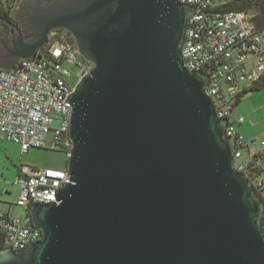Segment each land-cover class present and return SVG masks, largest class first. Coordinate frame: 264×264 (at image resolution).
<instances>
[{"label": "water", "instance_id": "95a60500", "mask_svg": "<svg viewBox=\"0 0 264 264\" xmlns=\"http://www.w3.org/2000/svg\"><path fill=\"white\" fill-rule=\"evenodd\" d=\"M27 33L3 58L40 60L55 30L92 72L66 99L70 183L30 210L43 239L0 264H264V201L234 167L228 120L181 46L177 0H18Z\"/></svg>", "mask_w": 264, "mask_h": 264}, {"label": "built area", "instance_id": "2783aa9c", "mask_svg": "<svg viewBox=\"0 0 264 264\" xmlns=\"http://www.w3.org/2000/svg\"><path fill=\"white\" fill-rule=\"evenodd\" d=\"M177 1L197 10L187 19L185 40L180 48L184 67L189 73L204 72L209 77L205 93L213 101L217 117L229 121L226 136L236 142L234 167L249 178L244 154L248 144L236 132V125L245 123V119L234 122L231 111L234 97L264 73V33L258 32L254 16L246 13L210 18L205 11L217 0ZM68 36L65 30L53 34L42 48L44 52H38L40 60L21 59L12 69L0 68V135L21 146L25 153L50 144L52 148L62 149L69 161L73 148L72 108L65 102L74 92L72 81L77 85L92 72L94 65L82 57L74 37ZM69 181L67 168L20 170L16 206L25 213L12 215L0 211V243L4 250L24 254L43 239L30 210L36 204L56 203L55 195ZM250 183L262 199L259 193L264 189V180H250Z\"/></svg>", "mask_w": 264, "mask_h": 264}, {"label": "rangeland", "instance_id": "374dc122", "mask_svg": "<svg viewBox=\"0 0 264 264\" xmlns=\"http://www.w3.org/2000/svg\"><path fill=\"white\" fill-rule=\"evenodd\" d=\"M12 18L15 19L13 15ZM17 21V25H23L20 19H17ZM3 32V25L0 24V41L5 40L4 42L6 43L9 37H4L2 39ZM6 34L7 33H5V35ZM6 45V48L10 47L8 43H6ZM6 48L4 44L0 43V57L6 56ZM9 65V63H4L3 67L8 68ZM70 69L75 71L74 68ZM72 84L76 86V81H72ZM240 117L245 119V123L241 126H236V128L240 131L246 143L249 144L250 149L244 150L246 158L248 151L252 155L258 153L260 150L264 152V89L244 96L242 102L235 108L233 119L236 120ZM67 164L68 160L66 154L53 149L50 144H48L46 148H32L29 152L25 153L21 146L11 143L3 137L0 139V192L3 187L5 188L9 185L13 191V195L8 199H3L0 195L1 203L5 200L4 202L6 203L16 205L19 190L18 186L14 184L17 180V173L20 172V170L23 171L25 167L36 170H56L66 168ZM12 213L14 215H23L25 210L14 206V208H12Z\"/></svg>", "mask_w": 264, "mask_h": 264}, {"label": "trees", "instance_id": "16d2710c", "mask_svg": "<svg viewBox=\"0 0 264 264\" xmlns=\"http://www.w3.org/2000/svg\"><path fill=\"white\" fill-rule=\"evenodd\" d=\"M18 0H0V24L4 25L6 22H11L12 11L15 8V5ZM205 13L210 17L223 16L229 13H246L254 16L258 32L264 33V0H217V3L212 7H209ZM68 37H71V34L68 32ZM73 37V36H72ZM71 39V38H70ZM73 40V38L71 39ZM45 49L40 50V54L44 52ZM45 54V53H44ZM75 81V80H73ZM264 89V73L263 75L255 82H253L250 86L243 87L241 92L236 95L233 99V106L231 111V118L234 122L239 119L234 120L233 115L235 108L242 102L244 96L252 92H258ZM244 124V123H243ZM241 124V125H243ZM236 125V126H241ZM236 132L238 130L236 128ZM239 134V133H238ZM240 135V134H239ZM244 138V137H243ZM248 144V143H247ZM264 147V145H263ZM58 150L59 152H65L62 149L53 148ZM248 149L249 144H248ZM247 153L246 161L248 162L247 174L252 182H256L258 180H264V152L260 150L258 153H254L250 158ZM65 169V168H64ZM63 170V169H56ZM261 192H264V189H260L259 195L262 197L264 201V195H261ZM262 226L264 228V211L262 215ZM2 236H0L1 239ZM4 251L2 244L0 243V252Z\"/></svg>", "mask_w": 264, "mask_h": 264}, {"label": "flooded vegetation", "instance_id": "af4514ba", "mask_svg": "<svg viewBox=\"0 0 264 264\" xmlns=\"http://www.w3.org/2000/svg\"><path fill=\"white\" fill-rule=\"evenodd\" d=\"M24 17H25V12H23L22 11V13H21V15H20V20L21 21H24ZM13 19V18H12ZM11 19V22L9 21L8 23L6 22L4 25H3V37H2V39L4 38V37H9L8 38V41H6L7 43H8V45L10 46V47H12V41H14L15 39L17 40L18 39V37H19V30H21L22 31V34L23 33H27V29H26V24L24 23L22 26L20 25H17L18 24V21H17V19H13L12 20ZM66 31V30H65ZM61 32H63V30H55V31H52L50 34H49V36H48V40H50V37L53 35V34H59V33H61ZM5 33H7L6 35H5ZM6 39V38H5ZM7 40V39H6ZM5 41V40H4ZM9 42H10V44H9ZM7 55V54H6ZM5 57V56H4ZM4 61V63H15V62H17V61H15V60H12V59H5V60H3ZM2 61V62H3Z\"/></svg>", "mask_w": 264, "mask_h": 264}, {"label": "crops", "instance_id": "0c3cea01", "mask_svg": "<svg viewBox=\"0 0 264 264\" xmlns=\"http://www.w3.org/2000/svg\"><path fill=\"white\" fill-rule=\"evenodd\" d=\"M3 60H5V58H3V57H0V68H3V69H7V70H9V69H12V67H13V65H14V63H10V65H9V67L8 68H4L3 67V64L4 63H2V61ZM4 62V61H3ZM238 133L241 135V133H240V131L238 130ZM242 136V135H241ZM3 137H2V135H0V139H2ZM19 173L20 172H18L17 173V178L19 177ZM15 186H18V185H16V183L14 184ZM18 190H19V195H20V187L18 186ZM3 192H5V194H3ZM0 195L2 196V198L3 199H8V198H10L12 195H13V191H12V189H11V187H9V185L8 186H6L5 188L3 187V189L1 190V192H0ZM19 195H18V197H19ZM17 200H18V198H17ZM5 200H3L2 201V203H1V201H0V211L1 212H3V213H6V214H12V215H14L13 213H12V208H14V206H16V205H13V204H11V203H6V202H4ZM17 207V206H16ZM20 208V207H19ZM16 215V214H15ZM24 215V214H23Z\"/></svg>", "mask_w": 264, "mask_h": 264}]
</instances>
